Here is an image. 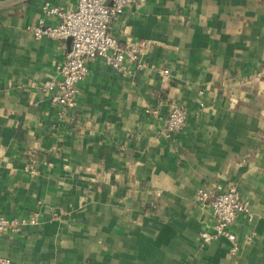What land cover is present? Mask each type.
Returning <instances> with one entry per match:
<instances>
[{"label": "crops", "instance_id": "1", "mask_svg": "<svg viewBox=\"0 0 264 264\" xmlns=\"http://www.w3.org/2000/svg\"><path fill=\"white\" fill-rule=\"evenodd\" d=\"M46 4L76 0H0V215L24 220L2 231L1 254L16 264H264V0L127 5L110 29L139 63L89 59L73 107L41 88L71 48L31 32L42 17L58 22ZM175 105L188 120L168 138ZM218 185L253 211L230 227L235 252L227 237H201Z\"/></svg>", "mask_w": 264, "mask_h": 264}, {"label": "built area", "instance_id": "2", "mask_svg": "<svg viewBox=\"0 0 264 264\" xmlns=\"http://www.w3.org/2000/svg\"><path fill=\"white\" fill-rule=\"evenodd\" d=\"M145 0H76L73 7L46 4V15L55 16L57 23L40 18L30 27L36 39L48 38L54 41L71 39V48L57 68L60 77L46 79L41 88L55 103L73 107L80 91L79 83L89 72V59L99 57L116 69H121L127 60L137 61L140 57L135 45H122L111 32L112 19L122 14L124 8L132 3ZM141 66V64H138ZM165 72L168 73L167 70ZM149 111V110H147ZM188 110L175 105L166 117L165 135L168 138L182 131L187 124ZM29 168V167H28ZM34 172L33 169H30ZM210 194L201 189L198 198L202 202L209 200ZM215 216L212 231H203L201 237L210 241L218 237H227L234 242L232 251L238 248L236 234L230 229L238 215H245L248 221L253 219V211L247 200L243 199L235 187L225 188L218 185L217 193L209 200ZM24 220H9L0 215V234L7 226H16ZM34 222V220H32ZM254 233L247 234L251 240ZM1 264H16L0 252Z\"/></svg>", "mask_w": 264, "mask_h": 264}]
</instances>
